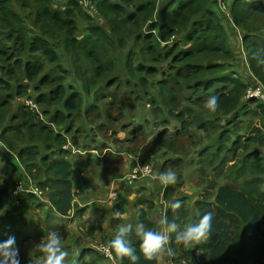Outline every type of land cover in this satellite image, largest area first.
Wrapping results in <instances>:
<instances>
[{
  "label": "trees",
  "instance_id": "16d2710c",
  "mask_svg": "<svg viewBox=\"0 0 264 264\" xmlns=\"http://www.w3.org/2000/svg\"><path fill=\"white\" fill-rule=\"evenodd\" d=\"M90 1L93 16L80 0H0V142L6 150L0 147V242L14 237L23 245L55 230L48 220L68 216L98 172L101 160L92 151L100 138V152L119 145L133 153L146 145L160 151V172L177 174L163 193L171 203L187 199L177 167L188 162V170L198 159L203 189L213 196L192 204L191 213L183 206L166 214L183 225L211 212L213 228L193 248L170 241L172 263L264 264V103L243 100L248 84L242 80L249 71L264 85V0H230L239 49L217 0ZM211 95L218 97L215 112L205 108ZM25 98L39 114L19 103ZM250 112L259 126L242 137L234 125ZM205 156L208 171L201 165ZM20 175L37 193L22 195L20 209L6 210ZM127 194L117 197L115 213L123 214ZM138 203L144 207L136 223L156 230L161 218L153 222L145 212L152 203ZM38 211L47 230L34 221ZM121 223L118 218L115 233ZM133 243L139 253V238ZM96 253L82 250L75 264H94L102 257ZM33 258L43 264L41 256ZM157 261L141 256L140 264Z\"/></svg>",
  "mask_w": 264,
  "mask_h": 264
},
{
  "label": "crops",
  "instance_id": "0c3cea01",
  "mask_svg": "<svg viewBox=\"0 0 264 264\" xmlns=\"http://www.w3.org/2000/svg\"><path fill=\"white\" fill-rule=\"evenodd\" d=\"M118 150V152H113L109 149L111 152V161L106 165L103 164V162L100 168L99 166L97 167L98 172H94L90 175L88 179L89 185L87 192L81 196L75 197L73 209L70 211L68 216H56L52 222V225L55 226V230H60L56 232H58L63 238L65 249L69 253L65 260V264H75L82 250L86 249H91L97 252L96 254L99 256L102 255L100 252L101 247L104 245L107 246L108 241L114 238L116 220L118 218L125 224L137 222L136 213L144 207L139 205L140 203H138V201L140 199L142 202L149 200L152 203V209H145V212L147 219L153 222H159V218H162L168 210L165 209L162 204V201H166L163 198V193L168 185H162L159 181L151 179L153 175L160 172L162 153L155 148H151L149 145H146L141 150L142 152H145L143 158L145 163H141L140 153L142 152H130L125 148V146L120 147ZM117 164L123 168L122 171H117ZM144 165H149L150 173L141 180L130 181L128 178L130 173L134 169H139V167ZM0 173L3 174V169H0ZM14 182L20 184L27 193L22 194L21 192H17V199L13 198L10 202H7L6 210H11L13 208L20 209L18 203H20L21 200L19 199L22 195L37 193L35 187L31 185L29 179L25 176L20 175V177ZM127 192V203L123 206V214H120V216L117 217L114 211L117 203L116 199L117 197L126 196ZM194 193V188H188L184 197L190 200V196ZM37 195L40 200L46 203L47 206V201L44 196L40 194ZM166 202L171 203L169 200ZM46 206L43 210L47 211ZM88 213L92 214L91 220ZM65 219H69L71 222L75 219H79V222L83 224L84 228L75 235L73 233H71V235H67V233L62 232L63 225L61 222H65ZM58 223H60V225ZM162 230L163 226L159 224L156 231ZM76 247L80 248L73 253ZM91 258V255H86L85 261L89 262ZM167 258L168 256L166 252H162L158 258L157 264H162L161 259L167 260ZM102 260V257L100 259H96L94 257V264H101ZM105 264H112V262L107 260V263Z\"/></svg>",
  "mask_w": 264,
  "mask_h": 264
},
{
  "label": "clouds",
  "instance_id": "9594fccd",
  "mask_svg": "<svg viewBox=\"0 0 264 264\" xmlns=\"http://www.w3.org/2000/svg\"><path fill=\"white\" fill-rule=\"evenodd\" d=\"M205 108L215 112L218 108V97L209 96ZM151 179L159 181L162 185H174L177 182V174L175 171L158 172ZM162 204L165 209L176 210V214H179V210L183 207L182 200L172 203L162 201ZM136 215L139 216L141 213L137 212ZM116 216L119 217L120 213L117 212ZM213 223L214 216L211 212L197 215L191 222L183 225L175 220H169L165 214L160 219V224L163 226L162 231L148 229L143 222L121 223L114 238L108 241L106 251H108L112 264H124L125 259L128 264H140L141 256L144 261L152 262L156 261L162 252H166L168 257H175L176 252L170 246V241L184 248H193L200 241L208 238ZM133 237L139 238V253L137 246L133 243ZM31 252L33 256H41L43 264H65L69 254L65 249L63 238L56 231H50L46 240L42 238L38 244L33 246ZM0 264H21L19 249L16 247L14 237L0 242Z\"/></svg>",
  "mask_w": 264,
  "mask_h": 264
},
{
  "label": "rangeland",
  "instance_id": "374dc122",
  "mask_svg": "<svg viewBox=\"0 0 264 264\" xmlns=\"http://www.w3.org/2000/svg\"><path fill=\"white\" fill-rule=\"evenodd\" d=\"M230 3H231L230 0H217V4H216L215 8L220 10V13H218V14H220V16L223 17L224 22L226 19V26L228 27V34L232 38L234 47L236 46V48L239 49V47H238L239 45L237 46V41H235V38H237L239 36V30L233 25L231 18L229 16ZM56 4L57 3L55 1H53V6H56ZM86 13H88L90 16H93V15H91L92 12L89 10ZM256 22H257L256 26H258L260 24V19L257 18ZM78 26H79V29L81 31L82 26H81L80 21L78 22ZM254 79H255V77H253V75H251L249 71H247V74L244 76V78H242V80L246 84H248V89H247L248 91L251 90L250 88H252L255 85ZM257 81L263 85V83L261 81H259V80H257ZM30 95H33V93L31 92ZM30 98H31V96H30ZM30 98H25V99L19 100V103H22V104L28 106L29 108L34 109L35 112L37 114H39L38 107L32 102L33 99L31 100ZM238 110L242 114H245V112H246L245 110L241 111V108ZM40 119L43 120V117H41ZM242 120H243V122H241V123L237 122L234 125V127L236 128V131L238 133L242 134L241 135L242 137L247 136V134L249 132V131H247V129L249 130V128H251L254 125L259 126V120L255 121V118L253 117L252 112L246 113V115L243 116ZM122 136L123 135L121 134L120 138H122ZM99 141H100V138H98L96 140V142L93 144L94 151H92V153H93L92 155L93 156H97V155L99 156V159L101 160V162L98 163V166L100 168L101 164L103 162H104L103 164L106 165L111 161V159H110L111 154L105 155V153H110L109 150L104 149L102 152L95 150L99 144ZM122 146H125V145H119L118 148L117 147H111L108 149H111L113 152H118L119 151L118 149ZM0 147L3 150H5V147L2 144V142H0ZM78 156L80 157V154H78ZM206 160L209 161V159H206V156H205L204 161L201 163V165H203V167L207 169V166L209 165V163ZM198 162H199L198 159H195L194 164H189L190 168L188 170L186 169L188 162L184 163L183 165L180 164L177 167V171L180 173V176H181V172H182V174H183L182 177L184 178V183H183L182 188H181V195H182V193L186 194V192L188 191V188H191V189L194 188V191H195V193L190 196V200L185 199V201L183 202V206L189 211V213H191L190 209L192 207V204H194L196 201H204L205 199H209L214 194V191H212V193H206V191L203 189L205 187L206 183L205 182L202 183L203 179H201V178H204L205 174L203 173V175H202L201 173H199L198 167L200 164L197 165ZM116 169L119 172L123 170V168H121L119 164L116 165ZM207 171H208V169H207ZM213 174L215 175L216 173H213ZM208 179H209V176H208ZM134 184H136V183H134ZM16 185H18V184L15 182V184L13 186V198L14 199H17V197H18L17 191L15 190ZM218 185H220L219 181H217V183H216V186H218ZM188 211H186L187 214H186V218H185L184 222H186V220L188 218V215H189ZM44 214H45L44 211H38L34 214V216H35L34 221H36L37 219L40 220L39 221V229L42 231L47 230L44 223H43L45 221L44 220L45 218H43ZM88 216H90V220H91L92 214L88 213ZM48 222L52 223L53 221L51 219H49ZM58 224L60 225V223H58ZM61 224L63 225L62 226V232L67 233V235H69V234L71 235V233H73L75 235V234L79 233L80 231H82V229L84 228L83 224L79 222V219H75L72 222L69 219H65V222L62 221ZM57 228H60V227H57ZM31 231H32V229H30V232ZM50 231H54V230L52 229V230H49V232ZM55 231H60V230L56 229ZM41 240H42V237H39V238L32 237L31 240H28L27 242L23 243V245H19V244L16 245V247L19 249V258L28 260L30 264H31V262H32V264H40V262H41L40 260H35L33 258V254L31 252V250H32L33 246L38 244ZM45 240H46V238H45ZM80 247H76L75 250L73 251V253H75L77 250H79ZM101 256L103 257V260L101 262L103 264L107 263L106 258L103 255H101ZM167 260H168V262H167ZM167 260L161 259L162 264H173L171 261V257H168Z\"/></svg>",
  "mask_w": 264,
  "mask_h": 264
},
{
  "label": "built area",
  "instance_id": "2783aa9c",
  "mask_svg": "<svg viewBox=\"0 0 264 264\" xmlns=\"http://www.w3.org/2000/svg\"><path fill=\"white\" fill-rule=\"evenodd\" d=\"M80 4L82 5V7L88 9L89 11H91V12L94 11V8H93L90 0H80ZM250 89L251 90L246 91L244 100L247 101V100L255 99V100H258V101H261L264 103V85H262L261 83L256 81V84ZM64 149H66V147H64ZM149 173H150L149 165H144L142 167H139V169H134L130 173L128 178L130 181H133V180L138 181V180H141L144 177H146ZM15 190L17 192H21L24 194L27 193L26 190L24 188H22L20 184L15 186ZM106 248H107V246H105V245L102 246L100 249V252L106 258V260L111 262V260L109 259L108 251H106ZM172 258L173 257H171V259ZM173 264H176V263H173ZM178 264H187V263L185 261H182L181 263H178Z\"/></svg>",
  "mask_w": 264,
  "mask_h": 264
}]
</instances>
